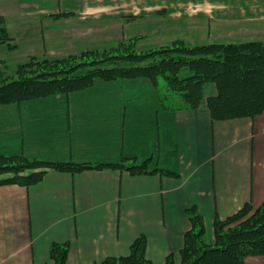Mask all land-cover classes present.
I'll return each instance as SVG.
<instances>
[{
    "label": "crops",
    "instance_id": "crops-1",
    "mask_svg": "<svg viewBox=\"0 0 264 264\" xmlns=\"http://www.w3.org/2000/svg\"><path fill=\"white\" fill-rule=\"evenodd\" d=\"M192 1L212 8L190 16ZM0 17L16 44H0V68H15L12 58H60L139 36L138 45L148 26L200 30L202 39H264V0H0ZM180 33L159 34L156 43L201 38ZM216 93L207 83L193 108L144 77L97 78L77 91L1 103L0 155L91 163L135 157L150 173L50 168L31 185L0 184V264H55L54 242L69 243V264H99L129 254L142 234L153 264L170 254L180 262L192 227L188 209L202 215L213 242L216 218L261 205L264 112L216 119L207 101ZM246 264H264V255Z\"/></svg>",
    "mask_w": 264,
    "mask_h": 264
},
{
    "label": "trees",
    "instance_id": "trees-1",
    "mask_svg": "<svg viewBox=\"0 0 264 264\" xmlns=\"http://www.w3.org/2000/svg\"><path fill=\"white\" fill-rule=\"evenodd\" d=\"M138 37L108 49H89L60 58L31 56L15 68H0V104L77 91L94 84L97 78L144 77L193 108L201 104L205 85L215 83L217 93L207 101L216 119L264 112V39L199 44L177 39L139 52ZM12 41L5 19L0 17V44L14 48L16 44ZM147 163L135 157L116 163H91L2 154L0 184L31 185L40 181L50 168L77 172L112 167L144 174L150 173ZM188 212L192 227L185 235L181 260L177 262L170 254L165 264H246L249 256L264 255V202L257 207L247 204L226 218H216L213 242L206 239L202 215L194 208ZM147 246V236L142 234L131 244L129 254L108 256L99 264H153L147 256ZM69 251L68 242H54L50 249L55 264H69Z\"/></svg>",
    "mask_w": 264,
    "mask_h": 264
},
{
    "label": "rangeland",
    "instance_id": "rangeland-1",
    "mask_svg": "<svg viewBox=\"0 0 264 264\" xmlns=\"http://www.w3.org/2000/svg\"><path fill=\"white\" fill-rule=\"evenodd\" d=\"M201 8L206 10L207 8H212V7L210 6V4L208 2H205V1H198V2L192 1V2H188L186 4V9H187L186 13L188 15H190V16L198 15L200 12H197V11L200 10ZM207 12H209V11H207ZM176 14H180V13H176ZM206 14H210V13H206ZM151 22H153V21H150V23ZM170 24L171 23H168V26ZM152 27L153 26H148L147 28L144 27L143 30L141 29L142 30L141 32L145 33V34H144V36H142L141 43H138V45H137V51H139V52H147V51H150V49H156V48L160 47V44L156 43V41H157L156 38H158L160 36L159 34H162L163 36L168 34V37H170L172 35H176L177 36V34L181 32V31L178 32V30H171L170 27H166V28L162 27L161 25H158L159 28H158L157 31L156 30H152L153 29ZM141 32H138V33H141ZM203 34H206V32L203 33ZM180 36H187V37H190V38L201 37L200 39H196V40H192V39L187 40L188 42H190V44L207 43V42H211V41H221L219 39L218 40H216V39L213 40V38H211V39H208V38L202 39L203 35L200 33V30H198L197 35L194 34L193 31H191V32H184V34L180 33ZM233 39L230 38L228 41H232ZM17 61L18 62H22L21 60H17V59L12 58V60L9 63L10 64H14V63H17ZM253 213H254V211L251 212V215Z\"/></svg>",
    "mask_w": 264,
    "mask_h": 264
}]
</instances>
